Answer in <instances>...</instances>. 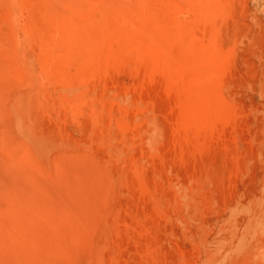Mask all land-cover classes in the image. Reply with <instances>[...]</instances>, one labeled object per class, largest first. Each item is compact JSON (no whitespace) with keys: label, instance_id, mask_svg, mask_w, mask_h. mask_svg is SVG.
I'll list each match as a JSON object with an SVG mask.
<instances>
[{"label":"rangeland","instance_id":"1","mask_svg":"<svg viewBox=\"0 0 264 264\" xmlns=\"http://www.w3.org/2000/svg\"><path fill=\"white\" fill-rule=\"evenodd\" d=\"M0 264H264V0H0Z\"/></svg>","mask_w":264,"mask_h":264}]
</instances>
